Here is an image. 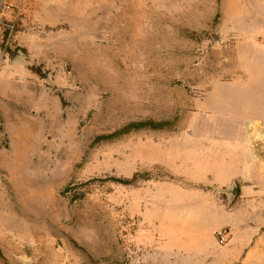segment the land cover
Masks as SVG:
<instances>
[{
  "label": "rangeland",
  "instance_id": "rangeland-1",
  "mask_svg": "<svg viewBox=\"0 0 264 264\" xmlns=\"http://www.w3.org/2000/svg\"><path fill=\"white\" fill-rule=\"evenodd\" d=\"M263 53L264 0H0V264L155 260L146 218L204 173L261 243Z\"/></svg>",
  "mask_w": 264,
  "mask_h": 264
},
{
  "label": "crops",
  "instance_id": "crops-1",
  "mask_svg": "<svg viewBox=\"0 0 264 264\" xmlns=\"http://www.w3.org/2000/svg\"><path fill=\"white\" fill-rule=\"evenodd\" d=\"M261 65L264 66V53L255 55L253 72H256V68ZM258 74L250 82L254 88L264 86V75ZM250 84L247 92L252 96L253 90ZM254 94V97H257V94L264 92ZM231 99L233 109L237 108L234 92H231ZM251 107L252 104L248 103L247 108L251 109ZM248 123L257 126L259 123L264 124V119L248 116ZM191 181L198 182L188 189H180L177 185L169 189L164 197L161 196L164 199L160 198L164 204L159 206L155 214L146 218L156 229H173L174 232L163 240L156 238L153 243H145L144 252L148 250L154 252L155 260L143 263L264 264V246L261 245L264 240L254 244L249 236H237L239 234L235 219L237 216H233L231 210H225L222 205L219 196L220 188L224 184L219 180L218 175L204 173ZM242 221L247 223L246 230L249 229L252 218L246 214L242 217ZM226 226L232 227L236 234L228 245L221 246L216 234Z\"/></svg>",
  "mask_w": 264,
  "mask_h": 264
},
{
  "label": "trees",
  "instance_id": "trees-1",
  "mask_svg": "<svg viewBox=\"0 0 264 264\" xmlns=\"http://www.w3.org/2000/svg\"><path fill=\"white\" fill-rule=\"evenodd\" d=\"M164 124H155L153 122H146V123H135L132 124L130 126H128L127 128H125L124 130L121 131V133H129L131 131H136V130H140V129H154V130H161L164 129ZM135 179V178H134ZM116 182L121 183V184H126L127 182L123 179H115ZM134 181V180H132Z\"/></svg>",
  "mask_w": 264,
  "mask_h": 264
},
{
  "label": "built area",
  "instance_id": "built-area-1",
  "mask_svg": "<svg viewBox=\"0 0 264 264\" xmlns=\"http://www.w3.org/2000/svg\"><path fill=\"white\" fill-rule=\"evenodd\" d=\"M218 236H219L218 238L219 244L221 246L226 245L229 238V232L227 230L220 231Z\"/></svg>",
  "mask_w": 264,
  "mask_h": 264
},
{
  "label": "water",
  "instance_id": "water-1",
  "mask_svg": "<svg viewBox=\"0 0 264 264\" xmlns=\"http://www.w3.org/2000/svg\"><path fill=\"white\" fill-rule=\"evenodd\" d=\"M229 193H230L233 197L237 196V194H238V187L235 186L233 189H231V190L229 191Z\"/></svg>",
  "mask_w": 264,
  "mask_h": 264
},
{
  "label": "bare ground",
  "instance_id": "bare-ground-1",
  "mask_svg": "<svg viewBox=\"0 0 264 264\" xmlns=\"http://www.w3.org/2000/svg\"><path fill=\"white\" fill-rule=\"evenodd\" d=\"M213 210V209H212ZM213 212V211H212ZM207 213H209V212H207ZM212 214V213H211ZM213 216V215H212Z\"/></svg>",
  "mask_w": 264,
  "mask_h": 264
}]
</instances>
